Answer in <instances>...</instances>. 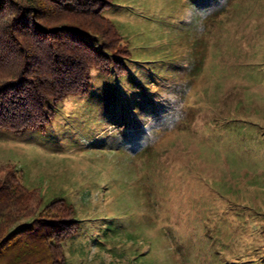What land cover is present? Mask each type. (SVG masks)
<instances>
[{
	"label": "rangeland",
	"instance_id": "rangeland-1",
	"mask_svg": "<svg viewBox=\"0 0 264 264\" xmlns=\"http://www.w3.org/2000/svg\"><path fill=\"white\" fill-rule=\"evenodd\" d=\"M217 4L111 0L121 72L0 128V179L75 209L67 264H264V0Z\"/></svg>",
	"mask_w": 264,
	"mask_h": 264
},
{
	"label": "trees",
	"instance_id": "trees-1",
	"mask_svg": "<svg viewBox=\"0 0 264 264\" xmlns=\"http://www.w3.org/2000/svg\"><path fill=\"white\" fill-rule=\"evenodd\" d=\"M110 4L0 0V128H43L57 102L90 88L92 70L121 72L129 49L103 14ZM32 192L15 169L0 179V264H67L61 242L77 231L75 209Z\"/></svg>",
	"mask_w": 264,
	"mask_h": 264
}]
</instances>
